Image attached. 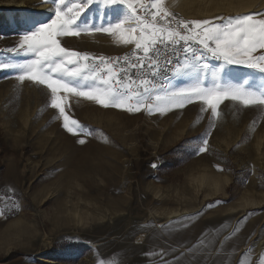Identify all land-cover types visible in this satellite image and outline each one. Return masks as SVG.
I'll return each mask as SVG.
<instances>
[{
	"label": "rangeland",
	"instance_id": "1",
	"mask_svg": "<svg viewBox=\"0 0 264 264\" xmlns=\"http://www.w3.org/2000/svg\"><path fill=\"white\" fill-rule=\"evenodd\" d=\"M201 3L202 19L264 13V0ZM170 4L178 18L194 20ZM41 5L51 7L42 0H0V17L5 14L13 26L27 16L39 19ZM23 31L0 33V48L15 46ZM61 43L96 56L134 46L106 33L64 37ZM16 76L0 70V264H208L222 252L210 248L227 230V201L248 179L264 189V109L225 100L210 129L211 113L202 112L201 101L150 114L70 97L66 111L97 130L77 136L56 119L46 85L21 83ZM208 130L207 152L191 159L173 150L181 143L197 154V137ZM227 173L233 175L228 197L227 188L213 193L199 182ZM255 212L264 213V205L239 220L247 230L256 227L252 244L260 247L264 222L246 219Z\"/></svg>",
	"mask_w": 264,
	"mask_h": 264
},
{
	"label": "snow or ice",
	"instance_id": "2",
	"mask_svg": "<svg viewBox=\"0 0 264 264\" xmlns=\"http://www.w3.org/2000/svg\"><path fill=\"white\" fill-rule=\"evenodd\" d=\"M42 2L51 5L44 9L42 18L24 17V31L15 46L0 48V70L16 72L21 83L28 80L46 85L50 106L57 110L56 119L73 135L89 136L97 130L66 111L71 108L70 97L77 103L83 99L105 108L130 113L146 110L150 114H166L201 101L202 112L211 113L210 129L222 117L220 105L225 100L264 109V13L185 20L168 7L167 0ZM95 33L109 34L118 44L134 45L136 63L128 55L123 61L128 68L140 70L138 80L128 75V68L114 67L119 57L78 52L61 43L64 37ZM161 47L165 53L171 49L177 57L174 64ZM21 56L24 59H18ZM169 65L168 74L163 76L168 85H158L156 77ZM173 80L183 86L173 85ZM210 135V130L202 134L197 154L208 151ZM98 264L117 262L100 259ZM260 264H264V257Z\"/></svg>",
	"mask_w": 264,
	"mask_h": 264
},
{
	"label": "crops",
	"instance_id": "3",
	"mask_svg": "<svg viewBox=\"0 0 264 264\" xmlns=\"http://www.w3.org/2000/svg\"><path fill=\"white\" fill-rule=\"evenodd\" d=\"M198 157V154L192 156L191 159ZM253 180V179H252ZM199 182L210 188L213 193L221 192L233 183V175L231 173L209 174L205 175ZM257 181L247 180L246 185L240 187L238 194L227 201V230L219 236L217 244L210 250H222L217 256L209 259L208 264H217V259H224L227 264H260L261 257H264V242L260 247L255 246L253 242L257 234V229L247 230L242 226L241 216L248 212L255 211L264 205V189H258ZM251 225L257 221L264 222V213L255 212L252 216L246 218ZM244 223V222H243ZM262 224V223H260ZM224 264V263H223Z\"/></svg>",
	"mask_w": 264,
	"mask_h": 264
},
{
	"label": "built area",
	"instance_id": "4",
	"mask_svg": "<svg viewBox=\"0 0 264 264\" xmlns=\"http://www.w3.org/2000/svg\"><path fill=\"white\" fill-rule=\"evenodd\" d=\"M177 47H179V46H177ZM134 51H135V49H134V46H133L132 48H130L129 50H127V51L124 52V53L117 54V55L105 56V57L113 58V59H114V58H118V57L121 58L119 64H118V65H114V67L117 68V70H118L119 68H128V65L125 64L124 61H123V57H124L125 55H128V56H129V59L131 60V62H132V63H136V60L133 58V53H134ZM161 52L164 53L165 55H167L169 58H171L172 61H173V64L176 62L177 57L174 56V55L172 54V51H171L170 48H169V49L167 50V52L165 53V50L161 47ZM179 58H180V59L183 58V57H182V54L180 55ZM160 61H161V64L163 65V64H164V55H161V57H160ZM168 67H170V65H169V66H164V67L161 68V73H160V75L156 77V83H157L158 85H159V84H164L165 86L168 85L169 82H168L167 80H164V79H163V76H164L165 74H168V73H167V69H168ZM139 71H140L139 69L128 68V75H131L133 79L138 80V79H139V76H138V72H139ZM143 72H144L145 74H147V73H148V68L145 67V68L143 69ZM169 75H170V74H169ZM122 78H123V74H122ZM149 78H151V77H149ZM173 81H174V80H173Z\"/></svg>",
	"mask_w": 264,
	"mask_h": 264
},
{
	"label": "bare ground",
	"instance_id": "5",
	"mask_svg": "<svg viewBox=\"0 0 264 264\" xmlns=\"http://www.w3.org/2000/svg\"><path fill=\"white\" fill-rule=\"evenodd\" d=\"M204 1L205 0H171V4L170 5L172 7H174L175 9L180 10L181 13L182 14L184 13L186 15V17H188V18H192V19H202L203 18L202 17V13H200V12H203L204 13L203 8L206 7L205 5H202V4H204ZM196 2L198 4V7H196L197 9L194 7V5H195ZM199 3H201L202 7L199 6ZM230 4L234 5V3H230ZM47 6L48 5H41L39 7V10L40 11H44V9H46ZM115 55H117V54H115Z\"/></svg>",
	"mask_w": 264,
	"mask_h": 264
},
{
	"label": "trees",
	"instance_id": "6",
	"mask_svg": "<svg viewBox=\"0 0 264 264\" xmlns=\"http://www.w3.org/2000/svg\"><path fill=\"white\" fill-rule=\"evenodd\" d=\"M3 17H5V14L1 15V17H0V33H14L15 34V33H18L20 30H24V26L21 23L15 22L16 24L13 26L12 24H10V22L7 19H5ZM201 136L202 135L198 136L197 138L200 139ZM193 147H196V146H193ZM180 149H182L181 151L185 152L186 154L190 153L189 157H192V156L196 155V153H195L196 148H194V153H193V152H191L190 149H185L184 148V144H181V143L179 145H177L173 150L176 152V151H178ZM244 182L245 181L242 180L240 182L241 185L244 184Z\"/></svg>",
	"mask_w": 264,
	"mask_h": 264
}]
</instances>
